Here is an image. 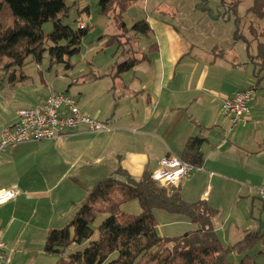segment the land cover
<instances>
[{
  "label": "crops",
  "instance_id": "1",
  "mask_svg": "<svg viewBox=\"0 0 264 264\" xmlns=\"http://www.w3.org/2000/svg\"><path fill=\"white\" fill-rule=\"evenodd\" d=\"M152 32L151 27L148 36L143 35L145 43L150 42L148 52L132 69L118 73L108 65L102 74L90 69L83 74L77 91H64L83 113L107 122L113 128L111 132L95 134L79 126L65 136L44 139L40 148L47 158L35 164L36 174L27 179L22 171L19 176L9 168L18 177L7 180L3 178L6 167L0 168V187L16 185L14 199L0 205L4 264L56 263V255L43 251L47 232L66 225L87 192L80 194L65 186L60 193L49 195L44 186L67 179L89 186V177L92 182L110 176L139 181L144 172L157 170L162 157H180L190 137L205 139L201 148L204 161L178 185L182 199L216 208L222 200L228 203L229 198L230 216H240L238 221L225 229L217 217L213 219L216 232L224 228L227 245L240 240L247 231L264 232V199L255 188H264V129L246 127L256 123L252 101L258 88L255 80L248 78L250 72L254 78L250 57L256 53V43L254 47L243 41L236 43L228 32L208 43H203L207 33L204 37L198 34V40L186 39L184 33L165 36ZM24 68L17 72L26 76L25 81L28 76ZM3 73L0 87L13 89L23 82L6 80ZM263 83L258 86L264 87ZM247 88L254 92L249 112L233 124L229 117L222 116V100ZM50 91L37 102L40 104ZM9 93L0 89V131L17 119L19 108L12 115L2 111V98ZM63 164L69 165L66 171L58 169ZM258 243L262 244L260 251L264 243Z\"/></svg>",
  "mask_w": 264,
  "mask_h": 264
},
{
  "label": "trees",
  "instance_id": "2",
  "mask_svg": "<svg viewBox=\"0 0 264 264\" xmlns=\"http://www.w3.org/2000/svg\"><path fill=\"white\" fill-rule=\"evenodd\" d=\"M131 1L139 0H100L99 12L109 14L121 3L115 14L117 25L135 35L148 36L151 27L146 19L125 27L122 20L126 10L124 3ZM238 3L239 0L233 1V11H236ZM67 12L65 0H0V63L3 62L1 69L9 79L28 63L40 64L45 54L49 66L59 63H65V68L71 66L69 59L79 53L82 39L89 28L73 29L65 24L63 19ZM248 12L257 19H264V0H252ZM46 22L52 23V29L47 33L42 29ZM255 31L254 25L250 24L251 35L255 33V38L264 36V27L259 34ZM233 39L243 41L249 47L239 29L233 31ZM107 42L110 43V40ZM250 60L254 64L255 86L258 88L264 79L263 40H256V53ZM138 61L137 58L124 60L117 65L116 72L129 71ZM19 74L15 82L26 77ZM204 142L205 139L200 137L188 138L180 158L201 167ZM80 186L87 191L85 201L64 227L50 229L44 241L43 251L59 256L55 264H228L229 253H241L259 241L264 243V232L247 231L240 240L224 245L213 227L217 209L205 202L183 200L178 186L164 187L147 172L139 181L119 180L110 176L90 189L82 183ZM131 200L139 203L140 213L137 215L121 211V205ZM157 208L181 214L195 227L174 237L159 235L154 214ZM98 213L108 215L93 229L92 223ZM95 231L97 238L90 240ZM85 240L90 241L83 250L71 252L67 258L62 257L73 244ZM112 254H116V257L109 260ZM256 256L264 257V248ZM256 256L245 255L240 264H257ZM140 257L145 258L143 262L138 260Z\"/></svg>",
  "mask_w": 264,
  "mask_h": 264
},
{
  "label": "rangeland",
  "instance_id": "3",
  "mask_svg": "<svg viewBox=\"0 0 264 264\" xmlns=\"http://www.w3.org/2000/svg\"><path fill=\"white\" fill-rule=\"evenodd\" d=\"M99 1L100 0H65L68 6V12L63 22L71 28L77 29L78 18H81L85 26L89 28L87 34L82 39L79 53L69 59L71 64L69 68H65V63L49 66L47 54L44 55L40 64L28 63L24 68L25 74L28 76L27 80H23L22 83L13 89L4 86L0 87V89L4 90V93L10 91L7 97L2 98L1 101V107H4L2 109L4 113L9 112L12 115L18 108L36 106L39 104L37 102L38 99L46 94L48 90L60 92L68 90L69 93L77 91V89L82 86L80 81L83 74L90 69H93L97 74H102L108 65H113V71L116 72L117 65L124 60L128 58L139 59L144 54L146 55L150 42L145 43V37L142 34L135 35L127 29L119 27L116 23L115 14L119 10L121 3L117 4V7L109 12V14H102L99 12ZM233 1L234 0H139L125 2L124 7L126 10L122 15V20L125 23V27L128 28L134 22L140 19H146L149 21L153 32L165 36L172 35V33H184L186 39L194 37V39L201 40L198 34L201 33L204 37L207 33L205 36L207 40H203V43L214 41V39H221L222 37L217 38L216 36H220V34L224 32L232 33L233 35L232 31L236 29L240 30V33L243 34L249 46L254 47L257 39L264 41L263 35L255 38V33L254 36L248 33L250 24L254 25L257 34H259L258 32L264 27V19H257L251 12H248L252 0H239L236 11H233L231 7ZM42 29L45 33L49 32L52 29V23H44ZM103 39H105V41L109 39L110 43L103 42ZM239 42L241 41H236V43ZM193 47L197 46L193 45ZM2 63H0V75L3 72L1 69ZM250 75L251 72L248 78L255 80L256 83V79ZM19 76L20 74L17 72L11 79H15ZM7 78L8 74L5 75L6 80ZM11 79L8 78V80ZM76 79L79 81L78 83L74 82ZM263 82L264 79L259 84ZM5 99L8 100V102H6ZM252 102H254L252 113L255 115L256 123L253 126L247 125L246 127L262 130L264 129L263 85L261 87L258 86ZM41 141L44 140H37L31 144L25 143L6 148L5 151L0 154V159L3 162L0 168L6 167V176L3 178L12 180L18 177L14 172H18L20 176L21 171L24 179H27L28 176H34L38 169H36L35 164L47 158L45 152L40 148ZM68 168L69 165L63 164V166L58 169L60 171H66ZM85 171V173L89 172L88 170ZM88 179L90 180L86 181H88L87 185L89 186L86 187L90 189L97 182H92L93 179L90 177ZM77 184L67 179L63 182L59 181L58 184L44 186V191L48 192L49 195H53L60 193L65 186H69L75 190V192H80V194H82V192H87L83 186H80L79 182H77ZM216 187L218 188V185H216ZM255 188L257 191L258 189H264L260 186ZM229 202L228 198V203ZM228 203L222 200L215 208L217 211L218 209L220 210L214 219L217 217L216 220H218L219 223L222 222L225 229H227L232 222L238 221L237 217L240 218V216L235 218L230 216L231 212L229 211H231V207ZM258 203L262 204L259 200ZM121 211L126 214H139L140 206L138 201L131 200L123 203L121 205ZM154 214L158 221L157 231L159 235L162 236L174 237L182 235L187 232L189 228L195 227V225L186 220L184 216L177 218L174 214L163 209L154 210ZM107 215V213H98L96 219L92 223V228L96 229L97 225L101 223ZM249 215L248 213L247 216ZM224 228L216 233L220 241L224 245H227L229 240L224 238ZM241 235L242 233H239L238 237H241ZM96 238L97 233L95 231V234L90 240ZM90 240H85L80 244H73L62 257L67 258L69 253L76 250H83ZM231 243L233 244V242ZM261 248L262 244L258 243L241 253L233 251L228 254V264H240L242 257L245 255L255 257L258 250ZM58 257L59 256H57V259ZM115 257L116 254H112L109 260ZM144 259V257L143 259L140 257L138 260L143 262ZM256 262L257 264H264V257H258Z\"/></svg>",
  "mask_w": 264,
  "mask_h": 264
},
{
  "label": "built area",
  "instance_id": "4",
  "mask_svg": "<svg viewBox=\"0 0 264 264\" xmlns=\"http://www.w3.org/2000/svg\"><path fill=\"white\" fill-rule=\"evenodd\" d=\"M78 19V28H84L85 23ZM253 94V89L247 88L224 97L221 103L223 115L229 117L233 124L242 120L249 112ZM16 116L14 123L3 126L0 131V153L12 145L65 136L79 126L95 134L113 130L107 122L83 113L73 97L55 90H51L40 104L19 108ZM158 163L151 178L164 187L178 186L191 171L198 168L173 154L162 157ZM258 193L264 199V189H258ZM15 196L16 185L0 187V205L8 203ZM3 248L0 233V264H4Z\"/></svg>",
  "mask_w": 264,
  "mask_h": 264
}]
</instances>
